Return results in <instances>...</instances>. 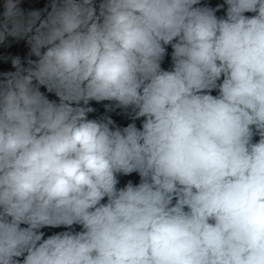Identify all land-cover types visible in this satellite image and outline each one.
<instances>
[{
  "label": "clouds",
  "instance_id": "9594fccd",
  "mask_svg": "<svg viewBox=\"0 0 264 264\" xmlns=\"http://www.w3.org/2000/svg\"><path fill=\"white\" fill-rule=\"evenodd\" d=\"M24 3L0 0L28 49L0 54V264H264V0Z\"/></svg>",
  "mask_w": 264,
  "mask_h": 264
},
{
  "label": "water",
  "instance_id": "95a60500",
  "mask_svg": "<svg viewBox=\"0 0 264 264\" xmlns=\"http://www.w3.org/2000/svg\"><path fill=\"white\" fill-rule=\"evenodd\" d=\"M213 3L215 2H220V0H212ZM46 3V0H25V3L23 4V7L25 8H38L42 7L43 4ZM27 47L24 41L17 43H13L11 48H4L0 47V54H6V53H11L14 55H20L21 58L23 59L26 54H27ZM169 55L166 57L164 63L162 64V67L165 69H170L171 67V48L169 47L168 49ZM5 70H11V65L10 64H4L0 63V71H5ZM213 94H217L213 92ZM50 99H55L54 96L49 94ZM104 103L108 102H103L101 104H96L95 102H92L91 106L95 107L97 111L95 113L89 114V118H97L103 114H105V109L103 107ZM108 115H111L113 119L116 121V123L119 126H127L128 123L132 122L127 116H125L123 113H121L119 110L113 113H107ZM137 126H140V122L137 121ZM255 140H258V137L254 138ZM128 179H131L134 183H139V176L137 174H132L130 177H121V183L118 185V187H122ZM63 229H45L46 234H51L54 231H61ZM79 230V228H77Z\"/></svg>",
  "mask_w": 264,
  "mask_h": 264
}]
</instances>
